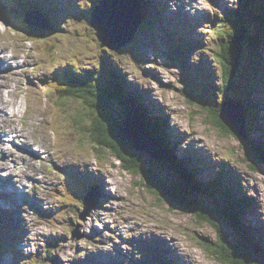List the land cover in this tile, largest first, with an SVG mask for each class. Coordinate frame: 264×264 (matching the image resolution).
<instances>
[{"label": "rangeland", "instance_id": "obj_1", "mask_svg": "<svg viewBox=\"0 0 264 264\" xmlns=\"http://www.w3.org/2000/svg\"><path fill=\"white\" fill-rule=\"evenodd\" d=\"M5 1L0 0V11L4 10ZM238 1L163 0L161 5L166 6L174 15L169 17L168 13H164L165 19L158 20L165 23L158 25L157 29L151 26L149 30H145L138 38V50L136 44L107 52L99 46L93 29L97 30L89 26L88 22L73 20L67 24L65 21H59L54 14L53 22L58 20L66 29L61 28L62 30L55 32L56 35L50 33L46 37L37 38L19 31L17 25L3 21L0 16V95L6 97L1 92L5 90L8 96L13 95L19 102L15 105L17 111V116L13 117L15 119L8 121L6 119L4 122L5 119L1 115L5 114L0 112L2 128L12 130L11 133L2 132L0 140L6 142L5 137H14L16 141L9 142L6 148L20 149L23 142H18L19 136H15V133L17 129L24 130L22 135L26 136L25 145L35 143L30 147L35 157L27 154L25 159L33 161L36 166L33 174L28 175L30 172L24 174L23 171L26 168L28 170L29 166L27 164L24 169L20 167L18 169L15 162L19 157L15 156V162L10 159L12 165L5 164V168H0V178H4L0 180V188L2 183L3 188L6 186L7 189H18L22 192L21 199L16 200L10 192L0 190V221L4 222L0 223V229L4 227L9 231L6 225L9 217L11 228L17 227V231L22 233L21 236L18 233L12 236L10 245L14 252L11 253L9 247L5 245V239H9L8 235L5 233L6 237L0 232V264H36L35 261L37 264H229L220 260L210 247L218 241L222 231L233 245L240 244L239 249L248 246L251 254L257 256L259 263L264 264V66L261 63L264 61V27L257 28L262 45L245 50L240 61L241 74L234 84L235 96L240 97L241 101L246 98L248 101L240 103L244 119L242 136L223 121L222 124L229 131L214 120L213 111L222 117L229 108H233L232 105H228L227 108L214 92L206 93L201 103L194 97L195 95L188 92L187 84L191 82L194 87L203 83L200 82V79L203 80L202 76H206L209 83L215 85L220 83V65L214 60L218 39L213 28L219 26L228 12L240 10ZM260 1V5L257 4L253 8L251 17L258 13L259 6L260 9L263 7L264 0ZM25 4L27 5L26 0ZM50 5L53 9L56 8L53 4ZM56 5L63 8L64 4L61 2ZM213 11L217 14L214 15ZM199 14V20L194 21L193 17ZM30 15L47 22V18L41 17L38 13ZM178 16L182 18L181 23L176 18ZM204 16L213 17L217 21L209 28ZM184 17H189L191 23L190 21L185 23ZM177 23H179L177 27L180 29L182 27L186 34L192 32L188 36L174 35L177 41L194 45L190 48L189 61L192 63L187 66L189 67L187 72L185 71L187 67H183L182 64L174 65L164 56L155 58L152 52L149 53V50L144 48L149 40L146 36L149 31L159 36L162 27L168 28ZM8 24H11V27ZM208 31L211 35L206 38ZM251 31L257 30L251 28ZM196 38L202 43L199 44ZM128 43H133V38ZM205 46L211 47V50L202 51ZM139 53L147 58V62L154 60L153 67L148 71L142 69L147 66V62L138 58ZM29 58L31 60L27 63ZM64 58H71L67 62H72L76 67L79 63L82 77H92L97 81L104 79L105 73L103 74L102 66L95 64L101 62L107 70L116 65L115 70L125 75L129 79L127 81L136 82L141 88L148 90L151 99L158 106L157 115L164 114L166 117L165 129H160L164 140L157 139L155 142L156 136L150 134L148 127L142 126L140 120L138 126H134L136 123L131 120L128 126L132 128L128 126L126 128L134 136L136 132H140L143 140L156 150L157 155L160 153L166 157V152H171L173 157L177 155L175 161L181 163H184L185 157L191 158L189 166L185 163L184 167L187 169L186 173L194 178L193 183L196 185L201 183L199 181L203 183L210 180L213 171H218L221 166L225 167L224 180L220 188L228 185L230 188L228 197L240 199L244 205L243 211L237 214V219H233L226 212L232 203H229V198L222 197L219 193H204L203 190L200 193L201 190L195 189L194 185V188H187L183 179L185 170L183 168L177 170L178 163L173 161L176 164L174 166L167 157L159 159L163 156L157 158L145 151L139 152L129 148L126 150L128 156H139L143 169L152 171L167 185L178 187L183 184L190 200L195 199V202L199 203L200 215H206L215 221L219 231L208 219L199 216V213L185 211L171 204L163 195H156L145 186V180L140 179L138 173L124 168L125 163L113 155L109 144H100L99 139H95L97 145L94 142L89 143L90 141L89 144H85L82 137L83 134L89 137V132L83 129V126L86 125L88 130L92 125L87 120L91 118L84 114L89 109L80 101L78 113L81 116L75 115L73 109H76V106L69 107L72 101L63 102V99H57L53 90L48 91L50 93L48 96V92L42 86L45 84L44 80H37L38 76L48 74L58 64L63 63ZM72 58H75V61ZM203 58H207L209 66L202 70L194 69L193 66L199 64ZM19 60H24L20 67ZM36 74L38 76H35ZM128 84L132 87L130 82ZM16 88H21L22 92H18ZM125 89L127 90L126 87ZM132 94L139 95L137 85L123 96L127 95L129 98L127 100L131 103ZM135 104L140 105L139 102ZM245 106H249L252 113L245 112ZM234 108L239 111L240 105ZM116 109L123 111L119 107ZM67 112L74 119L79 117L80 123L77 125ZM115 113L118 115V112ZM31 114L40 115L34 124L29 123L28 118L35 121L30 117ZM11 116L8 114L7 117ZM164 116L162 115L163 118ZM125 117L127 116L121 114L122 121H118L122 123V131L125 129L123 121ZM153 118L147 117L146 120L155 125L157 120ZM72 123H75V126ZM144 129L149 135L142 134ZM175 134L179 138H176ZM171 138L172 142L178 145L176 148H171L169 144ZM36 145L38 146L35 149ZM41 153L45 155L40 157ZM8 159L9 153L0 143V161ZM69 159H74L75 163L79 162V166H75L76 168L69 166L74 163ZM18 161L20 164L24 162ZM11 166L15 170L10 171ZM70 169L71 174L77 173L74 181L81 180V191L79 188H72L74 192L79 193V197L73 193L70 197L66 191L67 185H62L61 178L66 177L65 173L70 172ZM87 175L89 180L84 179ZM6 178L10 179L13 187L4 184ZM86 180L89 187L86 186ZM199 188L204 189L202 186ZM88 197L94 205L91 210L84 206ZM59 198L67 201L62 202ZM237 224L241 226L238 227ZM17 235L18 238L15 237ZM21 237L26 242L19 241ZM52 238L56 243L47 244L49 251V246L53 248L47 257L45 243Z\"/></svg>", "mask_w": 264, "mask_h": 264}, {"label": "trees", "instance_id": "obj_2", "mask_svg": "<svg viewBox=\"0 0 264 264\" xmlns=\"http://www.w3.org/2000/svg\"><path fill=\"white\" fill-rule=\"evenodd\" d=\"M258 1L261 2L260 0ZM158 2H160V0L156 3ZM30 3L32 4V2ZM238 4L240 6V10L234 12L231 10L228 17L224 18L220 22L219 26L214 28V31L217 33L218 39V47L214 52V57L220 65L221 86L219 87V90L220 93L223 94V96L224 94L226 95L232 93L233 95H235L233 86L238 80L241 73L242 65L240 61L242 60V56H244L245 54V50H248L253 46L258 47L259 45H261L258 35H255V33L251 31V28L258 30L257 28L264 27V5L263 7H261V9L259 8L256 15L251 17L253 12L251 1L248 2L247 0H239ZM159 11L163 10L159 7V10L155 11L153 14L158 15ZM153 14H151L150 17ZM23 18L24 17L22 16V18L15 19L13 21H16L14 23H16L17 26H23L25 28L26 34H29L32 37H35L37 34V36L40 37L42 35V32H39L38 28H31L30 26H28ZM54 23L57 24L58 22L54 21ZM238 63L240 66L238 65ZM261 63L264 66V61H261ZM114 70L115 67H111L110 71H107V77L105 76L106 78L101 82H99L100 80L98 82H95L92 77H87L85 79L86 82H81L77 79H73L70 83H66L61 82V78V80L58 82L50 81L51 79H49V82L47 84L53 88L57 99H63V102L69 100L72 101L71 104H69V107L76 106V109L73 107V112H75V115L78 114L77 116H81V114L78 113L80 101L84 106L87 107V109H89L86 110V113L84 114L86 115V117L91 118H87V120L92 125L88 127V130L86 125L83 126V129L85 128L86 131L89 132V137L86 134H83L84 137H82V139H84L85 144L88 143V141H90L89 143L94 142L96 144L97 141L95 139H99L100 144H109V147L113 150L111 151L113 155L115 154V157L118 156L119 160L125 163L124 168L134 173H138L140 175V179L143 178L145 180V186L150 190H153L156 195H163L164 198L168 199L169 202H172L176 207L179 206L185 211L198 214L200 212L199 203L195 202V199L194 201L190 200V198L188 197L189 194L187 193L186 188L183 187V184L179 185L178 187L169 184L167 185L166 182L159 179V177H157L152 171H145L143 169L144 167H142L139 156L127 155L126 150L129 148V144L126 142L122 134V123H119L120 121H122L120 118L121 114H123V116L134 115L141 120H144L149 129V132L162 141L164 139L161 136L160 129H165L164 124L166 120L159 119V121L155 125L153 123L148 124L146 120L147 116L143 114V112H141L138 106H136L135 104L137 102V97L131 96L130 99H132V102L130 103L129 100H127L129 99L127 95L123 96V81H121V77L114 78ZM115 74L117 75V73ZM199 94L202 97H205V94H202L201 92H199ZM248 95H250V93ZM191 99L194 100L193 98ZM246 101L247 98L243 99L242 103L244 104V102L246 103ZM117 107L121 108L124 112L116 111ZM249 109H251L249 106H245L244 110H246L245 112L252 113V111H250ZM115 112H118V115ZM67 113L70 119H74L73 116L71 117V115H69V112ZM213 114L216 123H218L219 126H222L225 130L229 131L222 124L221 117L218 116V113H215L213 111ZM78 118L74 119L77 122V125L78 123H80V121H78ZM117 118H119V120ZM74 124L75 123H72L73 126H75ZM161 124H163V126H161ZM168 124L169 123H167V125ZM162 133H165L167 136V133L164 130H162ZM169 144L171 148H173L170 140ZM167 156V158L172 161V164H174L173 161L176 160V157H173L171 153H167ZM185 159L184 163L175 161L176 163H178V165L174 164V166L176 165V167H178L176 168L177 170L179 168H183L186 173L187 169L184 166H186L185 163L187 162V160H190V158L185 157ZM124 163L122 165H124ZM224 171V168L219 169L218 171L214 172L213 177L210 179L212 180V182H210V180H206L203 183L202 181H199L202 184L199 183L198 185L193 183L194 178L190 177V174L186 173L183 176V179L186 183V186H188L187 188L189 189H191V187L194 188L195 186V189L201 190L200 193L203 191L204 193H219L222 197L226 196L227 198H229V186L224 185L225 187L223 189L220 188V185L224 180ZM77 183L79 182H76L75 184L73 183L72 187H74ZM199 186L204 187V189H200ZM232 198L233 197L228 199V201H230L229 203L232 202L233 204H230V207L226 210V212L229 213L230 217H232L233 219H237V214L243 211V201H240V199L237 200L236 198ZM236 210H238V212ZM232 215H234V217ZM199 216L208 219V221L211 222L212 225H214L219 231V227L218 225H216L215 221H212V219L208 218L206 215H200V213ZM220 235L218 241L215 242L213 246H210L213 252L217 256H219L220 260H223L225 263L227 262L229 264H261L259 263V259L257 258V256L254 257L251 254L248 246L239 249V243H235V245H233V243L229 241L228 236L225 235L223 231L222 234L220 233ZM51 244L53 243H50L49 245ZM49 249L51 250L49 252H52V246H49Z\"/></svg>", "mask_w": 264, "mask_h": 264}, {"label": "water", "instance_id": "obj_3", "mask_svg": "<svg viewBox=\"0 0 264 264\" xmlns=\"http://www.w3.org/2000/svg\"><path fill=\"white\" fill-rule=\"evenodd\" d=\"M140 20V8L136 0H101L99 5L92 12V26L97 30L96 34L101 41V45L113 49H118L126 45L133 38ZM33 25L43 30V27L37 23H33ZM223 104H225L227 108H229L228 105H232L233 108L239 106V103L231 98H227ZM233 108H229V111L223 113L221 120L225 125L231 127L237 134L241 135L244 125L243 115L241 114L243 111L241 106L239 111ZM131 120L135 121L136 124L134 126H138L139 122L142 126H145L144 123H141V121L137 118L135 119V117L125 119V129L122 131V134L129 144V150L135 149L139 152L145 151V153H150L153 157H162L163 154L162 156L160 153L157 155L156 150L143 140L140 132H136L137 134L134 136L133 133L126 128ZM128 127L132 128L130 125ZM143 133L149 135L145 129ZM160 159H166V157L163 156ZM170 203L173 204L172 202Z\"/></svg>", "mask_w": 264, "mask_h": 264}, {"label": "bare ground", "instance_id": "obj_4", "mask_svg": "<svg viewBox=\"0 0 264 264\" xmlns=\"http://www.w3.org/2000/svg\"><path fill=\"white\" fill-rule=\"evenodd\" d=\"M32 1H34V0H30V1H28V0H26V3H27V5L29 4V5H31V3L30 2H32ZM36 1V0H35ZM57 1L58 0H48V2H50L51 4H53L56 8H57ZM157 1H159V0H157ZM160 2L162 3L163 2V0H160ZM160 2H158V4L160 5V8L163 10V11H165L164 13H168V16L169 17H172L174 14H171L169 11H168V9L166 8V6H164V5H161V3ZM63 4L64 5H62L63 6V8L62 9H66V8H69V7H72V3H71V0H68V4H67V7H66V4L63 2ZM56 8L54 9V11H56V13H60V11L57 9L56 10ZM188 7H185V9H187ZM67 10V9H66ZM214 10V9H213ZM187 14H188V12H187ZM154 18H156V17H158V15L157 14H153L152 15ZM199 17H200V14L199 15H196V16H194L193 18H194V21H196V20H199ZM176 18H178V17H176ZM143 20L144 21H149V18L148 17H146V16H144L143 17ZM153 20V19H152ZM5 21H7L8 22V20H5ZM58 21V20H57ZM173 21V20H172ZM187 21H190V23H191V20L189 19V17H184V22L186 23ZM217 21V19H214V21L213 22H211V26H213V23H215ZM161 22V21H160ZM166 22H167V20H166ZM144 23V22H143ZM163 23H165V22H163ZM168 24H169V22H167ZM11 24H15L14 22H12ZM11 24H8L9 25V27H11ZM188 26H190V25H188ZM181 27V26H180ZM13 29V28H12ZM14 30V29H13ZM72 30V28L70 29V31ZM14 31H16V30H14ZM186 31H184L183 29H182V27H181V29L180 28H178L177 26H175L174 24L172 25V28L170 29V33H173V36L174 35H179V36H188V35H191V33L192 32H190L189 34H186L185 33ZM193 36H195V34H193ZM260 40V39H259ZM198 42V41H197ZM194 43H195V41H194ZM19 45V44H18ZM30 54V53H29ZM29 57L31 58V55H29ZM13 58V57H12ZM29 58V60L27 61V63L31 60ZM15 60V59H14ZM20 69V68H19ZM18 69V70H19ZM16 90L18 91V92H22L21 91V88H19V89H17L16 88ZM1 92H3L5 95H6V97H3L2 95H0V112H3L4 114H5V116L4 115H1V116H3V118L5 119V121L4 122H6V119L8 120H13L12 118H8L7 116H8V114L9 115H12L11 117H16L17 115H16V113H17V111H16V109H15V105H16V102H17V104L19 103L17 100H16V97H13V95H11V93H9L11 96H8L7 95V92L5 91V90H1ZM20 95V94H19ZM213 103V102H212ZM18 111H19V109H17ZM11 111V112H10ZM226 111V110H225ZM2 114V113H1ZM39 116L40 115H35V114H31L30 115V117H32V119L33 120H35L34 122L33 121H31V119L30 118H28L30 121H29V123L30 124H34L35 122H37V120H38V118H39ZM164 116V115H163ZM160 117V116H159ZM161 117H162V115H161ZM163 118V117H162ZM164 119V118H163ZM52 120V119H51ZM222 121V120H221ZM4 122H2V123H4ZM3 125H5V124H3ZM52 125V124H51ZM9 129H11V128H9ZM22 131L23 130H16V132H17V135L19 136V137H21V138H19L18 139V142L19 141H22L23 142V147H21L20 149H16V148H14V147H11L12 149H10V148H6L7 147V144H9V142L11 143V141L13 142V138L11 139L10 137H5V139L4 140H7L6 142L5 141H3V140H0V143L2 144V148L4 149V150H6L8 153H9V159L8 160H6V161H4V162H1L0 161V168H3L4 166H6L7 164H11V161H10V159H12V161L13 162H15V160H14V157L15 156H18L19 157V159L18 160H23L24 162H23V164H20V162L17 160L15 163H17V165H18V169H20V168H25L26 166H27V164H28V170H27V168L25 169V171H23V173L25 174V173H29L28 175H31V174H33L34 173V171H35V164L33 163V161H31V160H27V159H25V157H27V154H30L31 156H33V157H35V154L34 153H31V149H30V147H31V144H35V143H28V145H25V143H24V139H25V137L26 136H24V135H22ZM2 132H5V133H10V132H12V130H5V129H3L2 128V126H1V124H0V134L2 133ZM143 132H144V130H143ZM26 134V133H25ZM143 135H145L144 133H142ZM173 135V134H172ZM146 136V135H145ZM175 136H176V138H179L178 137V135H176L175 134ZM151 138V137H150ZM175 138V137H174ZM175 138V139H176ZM157 139H159L158 137H156L155 138V142H156V140ZM151 141V140H150ZM153 142H154V140H152ZM158 141V140H157ZM5 142V143H4ZM171 143V145L173 146V147H177V145H176V142H170ZM5 144V145H4ZM153 144V143H152ZM157 145H159V144H157ZM37 146L38 145H36L35 146V149L37 148ZM33 147V146H32ZM157 149V148H156ZM10 151H13V152H10ZM26 152V153H25ZM12 153H14V154H12ZM17 153V154H16ZM20 153V154H19ZM25 153V154H24ZM162 153V152H161ZM171 153V152H170ZM21 154H24V155H21ZM167 154V153H166ZM47 155V154H46ZM174 155V154H173ZM62 156V155H61ZM177 155H175V157H176ZM63 157V156H62ZM166 157H168L167 155H166ZM59 158V157H58ZM25 159V160H24ZM52 159H54V160H56V158H52ZM160 159V158H159ZM169 159V158H168ZM76 160V159H75ZM69 161L70 162H74L75 163V161H74V159H69ZM171 161V160H170ZM184 161V160H183ZM74 163H72V164H69V166H73V167H75V166H79V162H76L75 163V165H74ZM6 164V165H5ZM14 164V163H13ZM44 164V163H43ZM78 164V165H77ZM12 165V164H11ZM20 167V168H19ZM61 167V166H60ZM5 168V167H4ZM76 168V167H75ZM8 170V169H7ZM10 171L12 170H15V169H12V166H11V168L9 169ZM52 170H54L53 168H52ZM79 170H80V168H79ZM71 169H70V172H68L67 171V173H65L67 176L66 177H62L61 179L63 180V182H62V185L64 184V186H66L67 185V189H68V193H69V195H70V197L72 196V193L73 194H75V195H77V197H79V193H76V192H74L73 191V187H72V184L74 183H76V182H78V181H74L75 179H76V177H77V173L76 172H74V173H72L71 174ZM28 175H26V177H28ZM80 178V177H79ZM2 179H4V178H0V180H2ZM17 179V178H16ZM15 179V181H17ZM84 179H90V178H88V175H87V177H85ZM81 181V180H80ZM80 181H79V183H80ZM103 182V181H102ZM21 183V182H20ZM79 183H77L75 186H74V188L75 189H78L79 187H78V184ZM4 184H6V185H8L9 184V186L10 187H13V183H11L10 182V179H8V178H6L5 179V181H4ZM81 184V183H80ZM8 186V187H9ZM86 186H88L89 187V185H86ZM43 187V186H42ZM4 190V191H6V192H10L11 194H13L12 196L13 197H16V195H19V191L17 190V189H7L6 188V186H4V188H3V186H2V183H1V188H0V190ZM26 189V188H25ZM67 189H66V191H67ZM20 190H21V188H20ZM3 191V192H4ZM9 194V193H8ZM58 196V195H57ZM67 197V196H66ZM83 197V196H82ZM81 197V198H82ZM4 199V198H3ZM81 201H83V199H81ZM95 202V201H94ZM43 203V202H42ZM93 202H91V200H89V197H88V200L86 201V202H84V206L86 205L87 207H88V209H92L93 207H94V205L92 204ZM198 203V202H197ZM28 204V203H27ZM81 204V203H80ZM184 206V205H183ZM208 211V210H207ZM2 212V211H1ZM207 213V212H206ZM17 217V216H16ZM238 221V220H237ZM238 225V224H237ZM8 226V225H7ZM241 226V225H240ZM240 226H238V227H240ZM9 227V226H8ZM17 227H15L14 229L13 228H11V226L9 227V229L10 230H12V231H7L6 232V234L8 235V238H12V236H14V235H16L17 233H18V235L19 236H21L22 235V233L21 232H18L17 231V229H16ZM21 231V230H20ZM1 237V236H0ZM22 238V237H21ZM12 240V239H11ZM10 240V241H11ZM19 240H22V241H25L26 242V240H24L23 238L22 239H19ZM49 242L47 243V244H50V243H52V241L51 240H48ZM56 243V242H55ZM139 248V247H138ZM143 250V249H142ZM210 251V250H209ZM142 253V252H141ZM18 254V253H17ZM87 256V255H86ZM222 257V256H221ZM142 258V257H141ZM142 261V260H141Z\"/></svg>", "mask_w": 264, "mask_h": 264}]
</instances>
